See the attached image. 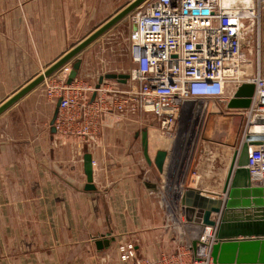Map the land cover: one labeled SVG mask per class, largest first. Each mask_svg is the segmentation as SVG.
<instances>
[{
  "label": "crops",
  "instance_id": "obj_1",
  "mask_svg": "<svg viewBox=\"0 0 264 264\" xmlns=\"http://www.w3.org/2000/svg\"><path fill=\"white\" fill-rule=\"evenodd\" d=\"M103 1L0 0V102L73 46L77 28ZM109 15L99 13L92 30ZM100 37L82 50L81 61ZM56 103L45 88L34 87L0 114V264H127L117 256L123 239L137 255L157 257L173 251L177 240L196 238L201 227L174 217L160 199L170 162L167 157L159 172L143 158L136 133L144 113H101L92 138L77 133L83 120L75 118L62 137L50 124ZM221 119L216 116L215 124H226ZM147 133L152 158L159 148ZM163 142L165 149L174 146L172 139ZM85 152L92 159V190L84 189ZM183 171L168 174L174 196L184 190ZM103 239L109 244L98 249L95 241Z\"/></svg>",
  "mask_w": 264,
  "mask_h": 264
},
{
  "label": "built area",
  "instance_id": "obj_2",
  "mask_svg": "<svg viewBox=\"0 0 264 264\" xmlns=\"http://www.w3.org/2000/svg\"><path fill=\"white\" fill-rule=\"evenodd\" d=\"M129 16L132 67L126 83L107 84L103 80L96 87V83H87L77 76L67 83L71 66L64 64L56 78L45 85L47 98L51 102L59 100L54 129L65 137V123L81 118L83 123L77 133L92 138L102 125L105 112L153 114L167 134L171 129L178 130L186 116L191 130L196 116L202 124L221 114L240 116L241 129L231 149L227 146L230 153L224 144L199 136L185 148L182 160H174L175 147L166 149L172 150L166 151L170 163L158 187L168 212L184 220L180 200L190 187L185 183L179 194H169L170 170L177 166L176 170L182 171L186 167L189 174L211 176L216 155H220L219 162H227L246 134H264V0H145ZM243 83L254 85L249 106L227 108ZM93 92L95 96L90 99ZM215 107L216 111L212 109ZM246 166L251 183L264 186L263 144L249 146ZM223 181L224 178L216 191H208L202 183L196 189L223 198ZM211 218L216 221L217 215L212 214ZM215 229L209 225L201 227L194 249L191 242L181 239L173 251L157 257L137 255L133 243L123 239L117 245V256L127 264H214L211 249L216 241Z\"/></svg>",
  "mask_w": 264,
  "mask_h": 264
},
{
  "label": "water",
  "instance_id": "obj_3",
  "mask_svg": "<svg viewBox=\"0 0 264 264\" xmlns=\"http://www.w3.org/2000/svg\"><path fill=\"white\" fill-rule=\"evenodd\" d=\"M145 0H131L105 22L98 25L81 40L71 46L65 53L48 65L41 73L30 79L22 87L0 102V114L12 104L37 86L45 78L50 77L64 64L71 63L66 82L70 83L78 74L81 60L77 56L98 37L119 22L126 14ZM134 28V26H132ZM128 73H104L99 75L96 87L103 80H115L126 83ZM254 85L243 83L234 92L227 108L243 109L249 106ZM95 92L92 93V97ZM59 100L56 103L54 116L50 122L54 130V120L58 112ZM140 136L143 158L149 165H154L159 172L163 171L166 151L158 149L151 158L148 149L147 129L136 133ZM264 145V134L249 133L241 141L239 148L232 152L226 175L222 185L223 198H215L200 190L187 188L184 190L180 203L181 212L187 222L197 223L200 227L215 226V243L212 245L211 256L214 264H264V186L253 185L246 166L248 150L251 145ZM83 172L86 177L85 190H92V159L89 152L82 157ZM217 215V220L211 218ZM110 239L95 241L98 249L107 247ZM195 247V239L191 248Z\"/></svg>",
  "mask_w": 264,
  "mask_h": 264
},
{
  "label": "rangeland",
  "instance_id": "obj_4",
  "mask_svg": "<svg viewBox=\"0 0 264 264\" xmlns=\"http://www.w3.org/2000/svg\"><path fill=\"white\" fill-rule=\"evenodd\" d=\"M129 1L131 0H105L101 4L99 2L97 4V7L95 8V12L93 13V16L89 18V20L86 21L85 24H82L77 28V31L74 34L71 42L72 43L77 42L79 38H81L84 34L92 30L97 25V20H99V13L100 16L101 14L113 15L116 11H118L120 8L126 5ZM129 13L126 14L121 20H119V22H117L111 28H109L108 31H106L96 42L92 44V46L87 50L88 52H85V54L82 56L83 59L81 61V65L78 70V74H77L78 79H82L87 83H96L98 76L104 73H109V72L128 73V71L132 67V62L129 57V33H130ZM77 58H80V55L77 56ZM72 61L69 62L70 66ZM41 72L42 70L39 71L37 74ZM56 75H57V70L51 76V79L56 78ZM49 81L50 80H45L44 84L43 82H40L37 86H35V88H39L42 90L45 88L46 83H48ZM106 83L114 84L116 82L115 80L107 79ZM2 97L3 96H0V98ZM212 109L216 111V107ZM221 115H222L221 118L224 119L223 120L221 119L220 121L225 122L226 124L222 126L221 124H218V121L216 122L217 124H215L214 122L215 117H212L205 121L201 130L200 127L202 121L200 122L201 120L200 117L196 116L194 119H192L195 126H194V130H191V132H189L190 128L188 127L189 125V122L187 121L188 116L181 119L180 127L178 130L173 131L171 129V131H169V134H167V132L165 133V130L160 128V122L153 114L144 113V116L142 117L141 120L142 123L140 122L139 125L142 126V129H147V130L150 129L151 140L159 149H163L167 151L164 147H161L163 146L161 144L166 139L174 140L175 148L172 151V154L179 153L180 159L182 156L184 159L185 148L188 149L189 148L188 146H190L192 140L197 136H199L200 139L203 138L214 139L215 142L224 144L226 146L225 147L226 149H228V147L229 149H231L232 144H234V141L236 140L238 129L239 128L241 129V119L240 116H232L230 114L227 115L221 114ZM214 126L215 129L213 131ZM220 127L222 128L219 130L218 128ZM153 129L155 130L154 133L152 132ZM223 129L225 131V134H223L221 138H219L220 139L219 140L217 138L220 137L219 134L223 133ZM214 132H216L215 134H217L218 132V135L214 136ZM161 138L162 140L158 141V139ZM229 149H228V153H230ZM218 151L219 153L221 152L220 150ZM167 153H171V150L167 151ZM219 156L220 155L215 156L214 171H213L214 173L211 174V176H203V175L197 176L196 173L191 172L188 178H186L185 173L187 172V168L184 167L185 170L184 171L182 170L183 172H181L182 177L180 178L179 183L180 182L182 183L185 180V183L190 188L191 186L196 188L197 184L200 183L204 184L205 186H213L219 188L221 185L222 178H224V176L226 175L225 170H227L226 165L228 164V162H226V159L223 160L222 162H219L218 159ZM176 159H178V156H176ZM176 167L177 166H175L173 170L177 172L178 170H176ZM196 178H198V180H196ZM214 179L216 180V182L213 181ZM169 191H171V187ZM163 198L164 197L160 193V199L162 200ZM165 198L168 200L166 193H165ZM167 200L166 202H169Z\"/></svg>",
  "mask_w": 264,
  "mask_h": 264
},
{
  "label": "bare ground",
  "instance_id": "obj_5",
  "mask_svg": "<svg viewBox=\"0 0 264 264\" xmlns=\"http://www.w3.org/2000/svg\"><path fill=\"white\" fill-rule=\"evenodd\" d=\"M62 68H63V66L62 67H60L59 69H57V74L58 73H60L61 71H62ZM45 79H47V78H45ZM44 79V80H45ZM44 80L42 81V82H44ZM203 124H201V126H202ZM222 127H220V128H218L219 130L221 129ZM258 128V127H257ZM202 129V128H201ZM219 130H217V131H219ZM189 132H191V129H189ZM220 135V137H221V135L222 134H219ZM177 136V135H176ZM215 136V135H214ZM175 139V138H174ZM166 141V140H165ZM167 142H168V140H167ZM172 142H173V144H174V146H173V148L175 147V141L174 140H172ZM162 144H164L165 145V142H163ZM168 143H166V145L165 146H168L167 145ZM177 145V144H176ZM176 156H178V159H179V157H180V155H176ZM185 156V155H184ZM179 171V170H178ZM183 179V178H182ZM180 181V180H179ZM184 185L185 186V184L182 182H180V185ZM195 184V183H194ZM189 185V184H188ZM180 187V186H179ZM191 187H193V186H191ZM194 188V187H193ZM170 189V188H169ZM169 189L167 190V192H171V191H173V188L171 189V191H169ZM177 190H175V191H173V193H175ZM194 225V224H193Z\"/></svg>",
  "mask_w": 264,
  "mask_h": 264
}]
</instances>
